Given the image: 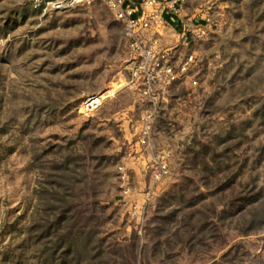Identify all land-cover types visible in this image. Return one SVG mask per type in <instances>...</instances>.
<instances>
[{
    "label": "rangeland",
    "instance_id": "1",
    "mask_svg": "<svg viewBox=\"0 0 264 264\" xmlns=\"http://www.w3.org/2000/svg\"><path fill=\"white\" fill-rule=\"evenodd\" d=\"M186 13L188 78L143 94L101 0H0V264H264V0Z\"/></svg>",
    "mask_w": 264,
    "mask_h": 264
},
{
    "label": "built area",
    "instance_id": "2",
    "mask_svg": "<svg viewBox=\"0 0 264 264\" xmlns=\"http://www.w3.org/2000/svg\"><path fill=\"white\" fill-rule=\"evenodd\" d=\"M35 8L65 9L94 0H27ZM113 18L123 29L125 48L128 53L129 83L137 85L143 94L154 91L166 92L180 80H186L194 64L193 54L187 53L183 60L175 64L178 43L163 44L162 35L177 20L181 22L182 36L180 44L190 47L191 39H202L207 34L210 19L197 17L186 18L189 0H101ZM194 82V81H193ZM101 94L86 97L83 103L85 110H93L105 102ZM152 117L148 115L141 127L142 141L149 137ZM163 158V157H162ZM152 166V165H151ZM153 167V166H152ZM154 178L160 179L167 173L165 161L160 160L154 167ZM123 181V192L127 193V173L119 168ZM139 208L130 203L129 214L137 216Z\"/></svg>",
    "mask_w": 264,
    "mask_h": 264
},
{
    "label": "crops",
    "instance_id": "3",
    "mask_svg": "<svg viewBox=\"0 0 264 264\" xmlns=\"http://www.w3.org/2000/svg\"><path fill=\"white\" fill-rule=\"evenodd\" d=\"M187 14V13H186ZM186 18H191L188 15H185ZM181 22L177 20L175 23L171 25L170 28L166 29V31L162 35L163 44H171V43H179L182 36ZM125 84H128V81H125Z\"/></svg>",
    "mask_w": 264,
    "mask_h": 264
},
{
    "label": "trees",
    "instance_id": "4",
    "mask_svg": "<svg viewBox=\"0 0 264 264\" xmlns=\"http://www.w3.org/2000/svg\"><path fill=\"white\" fill-rule=\"evenodd\" d=\"M67 240V239H66ZM71 249V247H70V245L68 244L67 245V249L66 250H70ZM75 258H76V261H80V257H79V254L78 255H76L75 256Z\"/></svg>",
    "mask_w": 264,
    "mask_h": 264
},
{
    "label": "bare ground",
    "instance_id": "5",
    "mask_svg": "<svg viewBox=\"0 0 264 264\" xmlns=\"http://www.w3.org/2000/svg\"><path fill=\"white\" fill-rule=\"evenodd\" d=\"M103 95H104V93H103V94H101V95H100V97L102 98V97H103Z\"/></svg>",
    "mask_w": 264,
    "mask_h": 264
}]
</instances>
